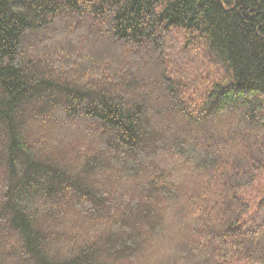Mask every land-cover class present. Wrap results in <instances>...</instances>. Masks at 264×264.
<instances>
[{
    "label": "trees",
    "instance_id": "trees-1",
    "mask_svg": "<svg viewBox=\"0 0 264 264\" xmlns=\"http://www.w3.org/2000/svg\"><path fill=\"white\" fill-rule=\"evenodd\" d=\"M264 0H0V264H264Z\"/></svg>",
    "mask_w": 264,
    "mask_h": 264
},
{
    "label": "rangeland",
    "instance_id": "rangeland-1",
    "mask_svg": "<svg viewBox=\"0 0 264 264\" xmlns=\"http://www.w3.org/2000/svg\"><path fill=\"white\" fill-rule=\"evenodd\" d=\"M264 111V94H263ZM238 195L247 200L248 210L242 216L244 227H252L260 222H264V170L259 172L253 182L241 188ZM231 264H250L249 261H231Z\"/></svg>",
    "mask_w": 264,
    "mask_h": 264
}]
</instances>
